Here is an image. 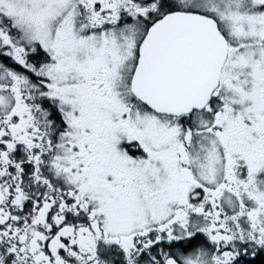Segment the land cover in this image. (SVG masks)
<instances>
[{
    "label": "snow or ice",
    "instance_id": "snow-or-ice-1",
    "mask_svg": "<svg viewBox=\"0 0 264 264\" xmlns=\"http://www.w3.org/2000/svg\"><path fill=\"white\" fill-rule=\"evenodd\" d=\"M0 264H264V0H0Z\"/></svg>",
    "mask_w": 264,
    "mask_h": 264
}]
</instances>
